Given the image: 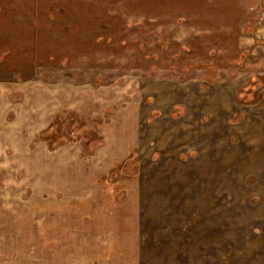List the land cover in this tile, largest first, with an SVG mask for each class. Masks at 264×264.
Masks as SVG:
<instances>
[{
	"label": "rangeland",
	"instance_id": "obj_1",
	"mask_svg": "<svg viewBox=\"0 0 264 264\" xmlns=\"http://www.w3.org/2000/svg\"><path fill=\"white\" fill-rule=\"evenodd\" d=\"M198 30L234 68L223 76L239 83L240 125L255 145L264 0H0V264H213L214 253L131 250L134 219L121 217L135 167H109L106 151L136 80L185 74L170 43ZM239 167L262 171L264 159L242 156Z\"/></svg>",
	"mask_w": 264,
	"mask_h": 264
},
{
	"label": "crops",
	"instance_id": "obj_2",
	"mask_svg": "<svg viewBox=\"0 0 264 264\" xmlns=\"http://www.w3.org/2000/svg\"><path fill=\"white\" fill-rule=\"evenodd\" d=\"M194 34L199 37L194 42L190 35L170 43L186 75L136 80L114 149L106 150L109 167H135L124 176L133 189L126 200L133 206L121 219H134L133 226L126 225L134 228L126 232L134 238V251L140 244L152 252L214 253L213 264H264V167L254 173L239 167L242 156L264 159V129L253 145L256 136L250 140L240 125L246 115L237 107L239 83L232 71L223 76L231 66L222 68L218 53L207 51L217 44L216 36ZM234 35L238 43L240 34ZM181 44L204 46L187 53ZM114 154L121 158L112 164ZM250 176L257 179L250 182Z\"/></svg>",
	"mask_w": 264,
	"mask_h": 264
}]
</instances>
